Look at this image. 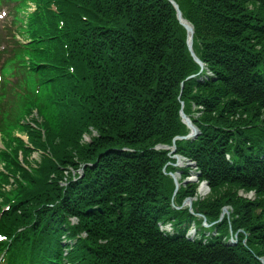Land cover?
I'll use <instances>...</instances> for the list:
<instances>
[{
    "label": "trees",
    "instance_id": "16d2710c",
    "mask_svg": "<svg viewBox=\"0 0 264 264\" xmlns=\"http://www.w3.org/2000/svg\"><path fill=\"white\" fill-rule=\"evenodd\" d=\"M55 1L64 22L58 39L49 21ZM173 1L193 27L192 50L210 78L187 79L199 67L167 0L36 2L31 39H52L49 58L43 59L52 61L49 74L55 71L60 84L68 86L62 98L73 106L80 95L92 99L76 128L58 135L45 124L44 139L31 131L29 147L19 143L4 159L0 187L20 188L27 199L0 214L5 223L0 228L32 217L38 222L43 215L46 225L58 230L64 216L76 218L85 244L68 246L70 264H260L255 257L264 258V210L256 214L255 206L264 199V0ZM41 13L47 29L36 19ZM178 99L200 134L176 142V153L196 164L199 181L211 190H227L218 209L231 207V228L247 235L246 246L222 241L225 220L208 240L200 234L190 241L177 229L192 217L170 206L173 186L161 170L170 159L167 151L154 148L187 133ZM89 128L98 137L84 145L82 134ZM17 149L23 153L21 163ZM35 151L44 155L29 172L27 158ZM79 165L83 176L76 182L66 178L61 187L63 172ZM169 171L173 168L167 166ZM31 172L44 177L36 181ZM188 175L183 170L182 178ZM196 187L181 188L172 203L194 196ZM242 190L254 192L256 201L240 198ZM0 200L7 202L1 192ZM197 205H211L207 201L194 203L193 209L207 222L216 219V213L205 215ZM164 222L175 226L176 235L159 232Z\"/></svg>",
    "mask_w": 264,
    "mask_h": 264
},
{
    "label": "rangeland",
    "instance_id": "374dc122",
    "mask_svg": "<svg viewBox=\"0 0 264 264\" xmlns=\"http://www.w3.org/2000/svg\"><path fill=\"white\" fill-rule=\"evenodd\" d=\"M1 16H3V13H1ZM4 22H5V19H3V20L0 19V24H3ZM85 140H87V138ZM20 154L22 155L23 153L21 152ZM39 159H40V154H37V153L30 154L29 157L27 158V162L29 164V167L30 166H34V165H38ZM189 171H191V168H189ZM193 172H195V170H193L192 172L189 173L191 175V176L189 175V178L192 179L191 181L193 182L191 184H196L198 186V183L196 181H198V182H200V181L196 178L197 177V173L193 174ZM179 181H182V175L181 174H179ZM11 182H12V180H11ZM200 185L198 186V188L200 187ZM208 186L209 185H207V188H205L206 192H205L204 196H199L198 195L201 199L197 200V203L207 201V203L211 204V205H204V206L197 205V206L200 207V210L205 215L206 214L214 215L216 213L217 216H216L215 221H217L220 218L221 210L224 208V207H221L220 209H218L220 201L223 200L221 198V194H222L223 197H225L226 194H228V192H227L226 189L222 190L221 193H220L221 189L213 191ZM182 188H185V186L182 187ZM8 189H9V191H11L12 190V186H9ZM237 194L239 195L240 198L241 197L248 198V199L250 198L252 202L256 201V197H255L254 194H250V193L246 194V193L243 192V190L242 191H238ZM212 202H214V204ZM256 203L258 204V205L255 206L256 214H262L263 210H264V199L263 198H260V199L258 198ZM225 208H226V214L225 215L228 218L231 219L232 218L231 216H234L233 213H232V209L230 210V208L228 206H225ZM192 223H193V220L188 218V221H184L182 224L184 225V228H186V227H189L190 225H192ZM232 232H234V231L232 230ZM238 239H239V235H238L237 240Z\"/></svg>",
    "mask_w": 264,
    "mask_h": 264
},
{
    "label": "water",
    "instance_id": "95a60500",
    "mask_svg": "<svg viewBox=\"0 0 264 264\" xmlns=\"http://www.w3.org/2000/svg\"><path fill=\"white\" fill-rule=\"evenodd\" d=\"M168 1L173 6V8L175 10L177 21L186 30V34H187L186 44H187V48H188V51L190 52L191 57L193 58V60L197 64L202 66L201 63L195 58L194 54L191 51L192 28L190 27V25H188V23L186 21H184L182 19L181 14H180V12L178 10V7L171 0H168ZM180 115H181V118H182L183 122L186 124V126L190 128V134L187 137L183 138V139H190V138L196 136V133H197L196 128L190 124L189 120L186 119V117L182 113H180ZM180 139H182V138H180ZM173 179H174V177H173ZM174 181H175V179H174Z\"/></svg>",
    "mask_w": 264,
    "mask_h": 264
},
{
    "label": "bare ground",
    "instance_id": "6f19581e",
    "mask_svg": "<svg viewBox=\"0 0 264 264\" xmlns=\"http://www.w3.org/2000/svg\"><path fill=\"white\" fill-rule=\"evenodd\" d=\"M179 165H181V164H179ZM205 192H206V189H205L204 186H202V187L199 188V194H200L201 196H204Z\"/></svg>",
    "mask_w": 264,
    "mask_h": 264
}]
</instances>
